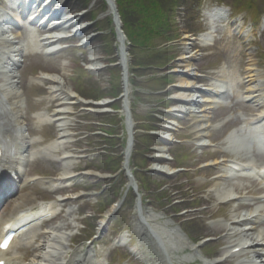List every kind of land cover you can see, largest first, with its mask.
I'll return each instance as SVG.
<instances>
[{
  "label": "rangeland",
  "instance_id": "374dc122",
  "mask_svg": "<svg viewBox=\"0 0 264 264\" xmlns=\"http://www.w3.org/2000/svg\"><path fill=\"white\" fill-rule=\"evenodd\" d=\"M42 1L43 6L47 2L51 1L53 3L52 9L60 7L57 14L61 15H70V13L79 11V9L84 6H86L88 11L86 16H81L78 21L74 20L73 24H75V26H73L72 32H70L71 30L69 29L70 35L59 41L62 45L61 50L47 55L42 54L41 56L36 57H22L21 60L23 64L20 63L21 65L19 64L17 68V74L19 73L21 77L17 79L11 87L17 90L20 95L19 105L21 106L20 113L22 114L20 118H25L26 123H28V128L33 129L31 134H37L38 136L44 137L46 141L55 138L59 133L69 134L67 142L63 144L58 152L56 151V153H51L49 156L41 157L36 160V162L30 164L27 168V172L22 177V181L31 179L36 175L43 177V179L50 177L52 179L53 177L56 179L66 167L73 176L65 182V184H68L69 186L64 185V187L60 189L58 187L57 191H55L51 196H48L47 192L42 188L43 184L41 181L29 180L26 184L32 182V185L21 186L22 188L19 189V192L16 193L15 197L20 194H24L25 192H32V205H39L43 204L42 202H47L57 196L63 200L61 203V207L63 209L62 214H60L61 218H56V220L47 224V226L59 224V222H63L65 219V221L70 223V225L66 227V230L74 233L77 229L84 225L85 228H83L79 235H76L75 237L71 236L73 241H80V239L94 233L98 228L99 222L103 218L105 204V207L107 208L111 197L114 198V193L117 191L116 195H118L123 187L121 185L119 186L118 182L113 185L112 181L104 180L106 179L105 176L108 175L105 172L100 171L101 169L97 172L93 169L95 166L96 169H98V165L101 168H104L102 166L108 165L109 163L103 160L105 157L101 156V158H99L100 160L96 162H88L91 161L90 158L92 155H102V153H99V151H101L99 141H101V137L103 136L102 130L105 127L108 128L111 126L105 124L102 118H105L106 122L112 124V127L109 128L111 131L115 132L113 135L115 138L110 141L113 143L110 144L107 142L108 146L106 148L114 150L116 146H118L119 142L122 141L124 134H122L121 125L123 121H125L123 102L124 100H128L131 104L130 110L132 106L135 118V120L132 118L133 122H135V127L133 126L132 129V135L135 133L136 137L131 150V157L129 158V166L136 176L135 178L137 179V183H140L137 185V190L138 192H141V195H143V200L141 201L142 203L138 207V210H140L141 213L151 212L157 215L155 217L156 219H154L156 221L153 219H151L152 221H145L148 227L156 224V227L159 228L163 227L164 229H174L178 232L182 239L186 241V243L193 244L192 240L199 238L197 235H201V231L203 233L205 232V234L209 233L208 224L211 220H213V222H211L213 224L222 222V215L225 213L226 209H228L222 208L221 205L218 204L220 200L213 198L214 195L217 196L215 191L213 192L214 195H211L213 196V200L207 201V197L211 194L208 193L209 188H207V190H202L204 192V197L202 200H197V203H200L201 205L204 204L209 207L205 208L203 212L204 214H210L212 212L214 213V216L219 217L213 219L205 216L211 220L205 222V219L202 218L201 220H196L197 222L185 223L183 220L177 222V219L181 218L178 217V215H176L177 217L174 214L167 215V211L172 212L171 210H173L175 206H181L178 205L181 203V200L175 201L177 204L174 203V206H164L163 208L165 198L157 201L155 199L156 195L153 192L148 193L149 191L147 188H150V185L151 187H158V185H162V182H166L167 184L163 186L162 190L168 191L169 188L174 185L173 189H176L178 192V196L176 197L180 198L181 196L188 195L189 191L191 192L197 189L193 185L192 179L197 178L200 181L205 179V170L202 171L200 169L217 166L218 162H214L213 164L212 160L209 159L212 156V150L218 148L220 149L222 147L225 148L224 142L228 139L227 132L233 130V126L237 123L232 119L230 121L228 119L233 117L235 120H238L243 115L248 116L251 111L256 112V109L253 108V106H255L253 103L248 104V102L244 103L245 101H241L245 98L240 99L239 102L236 100L241 98L239 97L242 96L241 94H243V97L246 95V92H244L245 88L243 89V86L246 87L245 83L248 79L247 71L249 70L250 65H253V70H255L254 73H257L254 74L256 82L261 85L262 89H264V55L261 54L264 51V33L260 37H254L253 41L248 43L249 46H251V44L254 46L249 47L246 45L247 42H245L247 37L243 36L242 32L239 38H241V41L244 43L243 48L245 50L246 58L241 59L239 58L240 56L230 58L229 54H227L225 50L221 49L222 44L226 41V37L220 39L219 42L215 43V45H211V43L208 44L211 45L209 47H203L200 45V41H198V33L201 30H204L206 26L202 24L203 21L200 16L199 9L195 8L191 10V0H177L176 4H178V9L176 8V11L175 9L165 11V13H168L170 19L168 26L174 27V29L171 30L172 32H170L171 35L166 37H171L174 40L163 43L165 41L163 37L165 36L161 33H154L149 35V39L155 35H159L151 40V44H161L159 47H155L153 49L155 45H149L147 47L145 45L142 46V44H136L133 46L134 49H132L131 52H133L134 63L140 64V66L136 68L134 78L123 85V81H121V66L119 65L114 67L113 63H109L110 65L106 64L111 60V58L116 57V55L118 56L119 53V51L117 52L118 47L116 48L115 46L119 42L118 35L116 34L113 36L110 32L111 27L114 28L115 24L111 14H106V9L108 8L107 1ZM244 1L245 0H200L201 4L206 6L205 8L208 9L214 6H219L220 3H223L221 4L223 5V8L219 10L220 17L216 21L218 23H215V28L218 29V31L215 32L217 38H221L223 34H232L235 36L233 31H231L225 23L235 13L234 11L242 10L241 8ZM255 1L257 3L258 10L263 11L264 0ZM35 5L36 4L33 3L32 7L34 8ZM0 8V12H7V14L11 15V18L17 19V24L15 20L16 25L14 23L9 25L12 28V33L16 36L14 44H26L27 32H25L26 30L20 24L25 25V28L29 27V29H31V38L33 39H41L44 35L49 33V31L44 29V25L46 23H43V27L39 25V23H42L43 21V19H38L41 14L38 16L37 20H33L31 22L32 24H29L28 16L24 17L18 14V11L13 7L8 6L5 0H0ZM45 11H43V13H45ZM126 16L132 22H138L140 18H143V12H141L139 8V1L137 2V5L133 4V6H128V14ZM84 19H92L93 21L89 22ZM219 22H223L224 24ZM48 23L50 25V21ZM84 23L86 27L77 32L76 28L81 27ZM158 26H160V24ZM162 26L163 28L167 27L165 19ZM234 27L235 26L232 28ZM114 31L116 33V29H114ZM54 32L57 33V31ZM178 35H181L179 39H175ZM125 43L127 46L128 41L126 37ZM145 43L147 44V41ZM169 45H171L170 48H167ZM232 47L233 49H237L238 46L236 43H233ZM115 48L116 52L115 54H112L115 51ZM220 50L224 53L225 58L220 55ZM165 52L169 55V57H174V59L162 66H154V64L159 65L161 62H165L167 60L163 59V54H165ZM184 55L191 56V61L188 65H184L183 63L184 60H182L181 57ZM19 56L20 54H18V59H20ZM126 56L128 66H130L131 55L127 52ZM224 60L225 62L227 61L225 65L227 64L228 66H230L231 60L240 64L241 71H246V79L244 81V74L240 75V79H242L244 85L243 83H238L240 89L235 91L236 93L232 95L234 97L231 98L230 95H227L222 106L213 108V105L206 101L208 96L206 90H209L210 88V84L207 81H211L209 80V77L214 79L217 78V70L222 67L220 65H224ZM148 63L151 64L148 65ZM89 66H91L92 69H89ZM185 70H188L190 73V76L187 78L182 76ZM81 71L85 74H82ZM42 73L49 75L54 74L55 76L61 75L66 82V85H69L73 92L76 91L73 93L77 96L75 102L72 105L66 104L65 107L63 105L58 106L60 103L58 104L57 101H60L61 98L58 94L49 93V88L52 86L50 85V82L30 80L31 76L39 77ZM77 74L79 78H75ZM83 77L86 79L85 82H83ZM180 77L185 78L191 86L198 87L196 89L198 92L192 93L193 101H195L194 103L181 105L180 102L174 100V97L177 94L176 92L180 88ZM4 82H7L6 79ZM39 83L42 84L43 87L40 86ZM117 83L118 90L123 88V86L125 90L128 88L127 96H122L121 94V96L118 95L116 98L112 97L114 95L112 86L115 87ZM231 87L235 88V85L232 84ZM101 89H103V91H101ZM96 95L103 96L96 98ZM50 98L55 99V102L50 108H48V105L51 102ZM101 100L105 101L102 107L104 109L97 110L96 102ZM46 107L49 111L46 110ZM61 107L65 108V110L62 111V117H65L67 125H61L62 123L59 119L55 121V124L50 126L43 124L38 125L36 119L31 116V112L38 111H46L52 114V112L55 113L54 111ZM178 107L185 110L188 109L189 111L175 112L172 110L173 108ZM208 107L209 109H206ZM204 114H207L206 117L211 126L208 128L210 136H206L203 141H199L200 143L205 144V147L202 149L203 152H201V147L196 145L198 140H193V137L195 138L194 135L196 134L193 123L199 115ZM196 115H198V117H195ZM87 120L91 123L86 122ZM167 121L171 123H168ZM163 125L164 127L166 126L165 131H168L169 133L173 132L174 136L172 134L169 135L163 130L157 131L160 133L156 134L155 129L159 128L158 126ZM92 130H95V132L98 133H95L94 135L88 134L87 131ZM161 133L169 135V149L161 154L163 158L157 162L156 159H153L152 154L153 152H156L155 148L159 146L158 144L162 143V138H160ZM183 136H187L188 139H184L182 141V147L181 144H179L180 141L178 137ZM191 137L193 141L190 140ZM218 141L224 142L219 144ZM63 149L68 151L71 154V157L67 158L68 160L64 162L55 161V158L62 155L64 151ZM118 149H120L119 146ZM228 157L231 156L229 155ZM201 161H206L201 167H189L191 165L195 166ZM166 164L171 168V170H173L171 171L172 173L162 172V170L158 168ZM112 165L113 162H110L109 166ZM155 166L156 169L153 168ZM185 166L190 169H183ZM194 170L197 171L195 174L192 172ZM92 172L99 173L102 177H97L92 174ZM90 174L92 175L90 176ZM121 175H123V171ZM145 175L147 176V179L144 177ZM184 178H186L185 181L181 180ZM120 180L121 178H119V181ZM108 182L111 183V186L104 187V185H106L104 183ZM223 185L229 186L230 184ZM186 188L189 189L185 190ZM100 189H103L106 193L99 197L100 192H98V190ZM158 191H160L159 188ZM183 191L186 192L183 193ZM133 194L134 195H131L130 192L127 191L126 198L124 199L120 210L108 226L109 232L103 237H98L93 240L95 243L98 242V245H93V243L89 241L85 244L90 253L92 251L96 256L99 255L102 257L101 259H103L104 264L107 263L105 262L106 257H104L105 247L102 246L101 242H107L106 240L109 237V233L119 234V229L122 230L126 228L130 231V236L128 237L129 241H127L128 244L125 247L116 250L109 256L111 263L144 264V260L140 259L138 256L135 257L131 255L129 250H133V248L138 246L143 251L145 250L150 252L151 250L150 240L148 237L144 236V227H142V223H140L138 219L139 213H137L138 211L136 209L138 199L135 193ZM203 200L205 203H203ZM11 202V200L9 201V199H6L0 206V222H2L4 217L3 215L7 214L8 208L12 205L13 202ZM195 203L196 200L188 202L189 205H193ZM24 207H21V209ZM232 207L233 205L231 208ZM68 212L71 213L68 214ZM187 213L188 212L182 211L179 215H186ZM164 223L167 225L163 226ZM201 224H203L206 228H201L203 227ZM48 227L46 229H48ZM183 227L187 233L183 231ZM190 228L193 230L188 232ZM61 229H64V227H61ZM36 238L39 239V236ZM40 239L42 240L41 237ZM67 239L68 237L65 240L66 242ZM22 242L23 241H20L19 243ZM41 242L42 241H36V245ZM128 245L130 247L129 250L127 249ZM80 246H82L81 243L70 248L69 251L64 249L62 258L67 261L70 253H72L74 249H78ZM65 247L67 246L65 245ZM199 247L200 249H197V251H194L193 253L192 251L189 252V250H186L184 254L179 253L178 255L186 261H188V259H197L196 262L192 264L213 263L215 259L210 258L214 257L213 255L217 252L214 241L212 239H205L200 242ZM195 252H197V254H195ZM20 253H24V250L22 249ZM38 254H40L39 250L28 255L27 261L28 259H36ZM194 255H196V257ZM247 255L250 256V253ZM216 259H218V257ZM145 264L152 263L146 261Z\"/></svg>",
  "mask_w": 264,
  "mask_h": 264
},
{
  "label": "bare ground",
  "instance_id": "6f19581e",
  "mask_svg": "<svg viewBox=\"0 0 264 264\" xmlns=\"http://www.w3.org/2000/svg\"><path fill=\"white\" fill-rule=\"evenodd\" d=\"M34 2H39V4L37 5V7L35 8L34 11H30L28 10V12H25V8H24V2L25 0H22V4H20V6L18 8H23V10H21L20 15H22V13H24L25 15H29L28 18L30 20H35L38 18V16L40 14H42L41 12L45 11V14H47L48 17H51V25L52 28L56 27L57 29L60 30H64L68 27V25H70L71 23L74 22V20H77V14L76 15H70L67 17L62 18L61 15L56 16L58 10L57 8L55 9H51L50 6L47 5H42L43 1L42 0H33ZM111 4V3H110ZM112 5H110V9H112ZM41 16V15H40ZM45 16V15H44ZM2 21H8L9 20V16L6 12L3 13L2 16ZM7 23V22H6ZM262 23L264 24V20L262 21ZM262 26V25H261ZM62 31H59L57 33H53L50 35H46L45 37L42 38L41 40V45L48 51H54L55 45H53L56 41H58L60 38H62V36L65 34ZM76 31L79 32L78 28L76 29ZM0 32H1V42L0 43V73L5 72L4 68H6V64H8L9 66H12V69L10 70L9 75L7 76V82L8 83H12L13 82V78H16V74H14L15 71V65H18V54H21L22 52V45H17L14 44L15 41V35L12 33V30L8 29L5 27L4 24H2V27L0 28ZM207 33V32H206ZM204 33L202 34V42H205V40L207 39L208 35ZM33 47V46H32ZM182 60H184V65H188L191 61V56H187L184 55L181 57ZM93 64V62H92ZM93 66V65H92ZM249 71H248V80L246 83V88H245V92H246V97H248L250 100L253 101V104L257 107L256 110L257 112H250V117L248 119L252 121V123H257V126H252L251 129L255 130L257 129V127H261L264 130V95L263 93H261V88H260V84L256 83L255 79H253L254 74L252 73V67H249ZM183 77H188L190 76V73L188 70H185L182 74ZM227 76V81H232L234 80L236 82V74H233L232 72H227L226 74ZM180 77V84H179V90L176 92L177 94L175 95V100H177V102H180L181 105L183 104H191L194 103L195 101H193V94L192 93H196L198 92L196 89L198 87H193L191 86L190 83H188L185 78ZM42 80L44 81H48L50 82V92L51 93H55L60 95L59 97L61 98V100H58V103H60V106L63 105L65 107L66 104H73L76 100V96L75 94H73L74 92L72 91V89H70L69 85H66V82L64 81L63 77L60 76H55L53 75H49L46 74L45 76L43 75L41 77ZM225 86V81L220 83L218 86L216 84H214V88L216 89H212L209 88V90H206L207 93V98L206 101L211 104L210 102L213 101V99L209 98V97H214L218 95V91L221 88H224ZM8 88V87H7ZM219 88V89H218ZM8 100L10 101L11 104H13L15 107L19 106L20 103V98H19V94L17 92V90L10 88L8 89ZM126 93H128V88L125 90ZM10 98H13V100H10ZM105 102L104 101H99L96 102V109L97 110H102L104 108L103 104ZM129 103L127 100L124 101V112H126L128 119L126 120L127 123V133H128V144H127V148L125 151V158L126 160L128 159V157H130L131 154V150L133 147V141H132V127L134 125L133 120L131 119V116L129 114V111H127L129 108ZM64 107L58 108L57 110H55V114L56 116L52 115V116H44V118L42 120L48 121V123H52V121H55V118H59L62 122V125H66L67 121H65V118L62 117L63 114V110H65ZM211 107V106H210ZM259 108V110H258ZM206 109H209L206 108ZM172 110H174L175 112H181V111H186L188 109H182L180 107L178 108H173ZM189 111V110H188ZM184 113V112H183ZM207 114L204 115H196L195 117H198L195 122L193 123L194 125V129L196 131L195 137H197V140H201L203 141L204 137L206 136H210L209 133V129L210 128V123L207 119ZM204 117V118H203ZM169 123V122H168ZM5 127H7V123L4 124V131L2 133V135H0V142L2 143V139H5L7 134V131L5 129ZM264 133V131H263ZM239 133L237 132V130L235 131H231L228 139L226 141L227 145L225 150H219V151H214V155L215 153H218L222 156V160H224L223 157H227V153L231 151V155L233 158V162L234 164L238 165L237 168H239L240 170H244V171H239L236 174H240V175H244L247 173H251V174H255L256 172L254 171V163L252 162H244L243 160L246 159V154H249L248 151H246L245 147L242 145H239V141L237 140V135ZM65 135H67L66 133H61L58 135V137L56 138V140L50 142L49 144L46 145V147L50 148L52 150H49V152H53L55 151L56 147H59L64 141L67 140V137H64ZM22 137H24L23 135H20V141L22 142ZM167 139V138H166ZM25 142V140H24ZM256 145H261L264 144V135L261 136L259 138V140H257L256 143H254ZM4 146L3 148V156L0 158L1 159H10L12 157L16 158L17 160H13V163L17 164L19 158L15 156V154L12 153V151L10 152L11 156H7V154H5L6 151V146L5 144H0V146ZM12 149V147H10ZM167 148L166 145H163L161 147H157L155 148L156 152H153L152 156L154 157H158L161 156L163 149ZM214 156V158H212V162L214 164V162H218V166L216 167H210V168H206L204 174L207 176L208 180H206V183L210 184L213 187V190L215 191L216 195H214V193H211V195L213 194V196L209 195V199L210 201H212V197L213 198H217L218 200H220L223 204V207L228 208L225 211V214H223L224 216V220L226 221L225 224H213L210 223L208 224L209 227V233L208 238L212 239L213 234L218 236V238H216L215 240H218V245L223 246L222 249L228 248L227 252L230 253L234 248L239 247V250H241L240 252H243V254H247V253H251L250 257H247L248 259L244 262H242L241 264H264V252L260 253V250L264 247V226H260V222L264 219V213H259L261 211H258L260 209H257V207L259 205H255L251 208H248L244 211H238L239 208L243 207L244 205L242 203H240L239 201L243 198V196L237 195V193H239V189H243L242 185L244 184L243 181H234L232 183H230L229 181H227V175L224 173H220L222 172L221 169L223 167V162L222 160L217 157ZM67 158V157H65ZM26 162V160L24 161ZM66 166H68L67 164H65ZM127 167V163L125 162L124 164V168ZM233 167V165H229V168ZM64 168V167H63ZM156 168V166H155ZM160 170H162V172H171L173 170H171V168L166 164L164 166L158 167ZM221 168V169H220ZM158 169V170H159ZM228 169V168H227ZM15 173H17V170L14 171ZM125 173L129 176L130 174V170L128 168H125ZM2 173L0 172V175ZM235 174V173H233ZM19 176H21V174H19ZM260 176L262 177V179L264 180V166H263V170L260 174ZM60 179H67L68 177H71L70 172L67 170V167L64 168V171L62 173L59 174L58 176ZM132 181V178L129 179V182ZM223 184H230L229 186H222ZM220 186V187H219ZM8 190V189H7ZM33 197L32 192H25L24 194L19 195L16 199L14 198V203L13 205L10 207L9 209V214H12V212L14 210L17 209V207L19 208L20 205L25 204V202H27L29 199ZM31 205V203L26 204L25 206H29ZM116 205L118 206V204L114 203L113 205H111L104 213V217L107 215H110L113 210L116 208ZM231 205H233V207L231 208ZM45 208L44 205L41 206V209ZM31 208H27L26 210H23L21 214H19L17 217L14 218V220H12L11 222H9L8 224H14L16 225V223L19 220L22 219H27L28 216H40L42 215L39 212H35L30 210ZM137 209V213H139V220L142 221V227H144L145 230V237L149 238V242L151 245V250L150 252L147 251H142L141 249H139V253L137 254L139 256L140 259L142 260H148L149 258L150 261H152V264H192L194 262H196L197 259L194 258V260H189L186 261L183 258L179 257V253H185L186 250L192 251V253L194 251H197V249H200L199 244H188L186 243V241H184V239H182V237L178 234V232H176L174 229H164L156 227V224L152 225L151 227H148L146 225L145 221H152L151 219H156V215H154L153 213H149V212H143L141 213L140 210ZM53 212V210H51ZM70 212H68L69 214ZM259 213V214H258ZM54 214V213H53ZM35 218V217H34ZM32 218V220L34 219ZM47 221V219H45ZM103 221V219H102ZM101 221V222H102ZM156 221V220H154ZM29 222H31V219L28 218V220L24 221L22 224L25 223L24 227L22 230H28L30 229L29 226ZM45 222V221H44ZM21 225V224H20ZM167 225L166 223L163 224V226ZM203 227L201 228H206L203 224H201ZM7 225L3 226L2 228H0V238L2 236V232H3V228L6 227ZM34 227V226H32ZM211 227V228H210ZM61 228H58V225H51L49 226V228L47 229L46 232H43V237L44 241L47 243H45L44 241H42L40 243L41 246H43V250L45 254L48 255L47 258L52 259L50 256H55L54 254V250H56V241H54V238H58L61 237L62 238V234L60 232ZM200 231V230H199ZM24 233L23 235L27 234ZM29 233V232H28ZM203 236H207V234H205V232L203 233L202 231L200 232ZM21 235V236H23ZM15 241V240H13ZM48 241H51L50 244H48ZM118 241V239H117ZM119 241H124L123 238H120ZM237 241V242H235ZM28 253L30 254L33 249L28 248L27 249ZM83 251L82 249H79V251L75 252L72 255V260L73 259H77V260H81L83 259L81 264H90L87 263V259L89 258V250L84 251V254H82L81 252ZM88 254V255H87ZM195 254H197V252H195ZM4 256V253L2 251H0V258ZM196 257V255H194ZM47 258H45V261L43 263L45 264H49V259L47 260ZM58 259H61L60 257ZM10 261V260H9ZM7 261V264H13L12 262ZM224 261H230L229 258H224L223 260H219V261H214L213 264H218L220 262H224ZM40 262H36V264H38ZM58 264H62L61 261L57 262ZM30 264H35L33 260L30 261Z\"/></svg>",
  "mask_w": 264,
  "mask_h": 264
},
{
  "label": "trees",
  "instance_id": "16d2710c",
  "mask_svg": "<svg viewBox=\"0 0 264 264\" xmlns=\"http://www.w3.org/2000/svg\"><path fill=\"white\" fill-rule=\"evenodd\" d=\"M119 12L121 14V18L124 24L125 33L130 39L132 44H142L145 43L144 40L152 33L151 26L147 25L144 21L147 20V23L154 24V21L158 20L160 23L162 18L160 17L162 11L156 6L157 3L154 0H116ZM139 1L140 11L143 12V18L134 25L129 18H127L128 14V6L137 5ZM124 2V4H123ZM127 9V11H126ZM156 25V22H155Z\"/></svg>",
  "mask_w": 264,
  "mask_h": 264
}]
</instances>
